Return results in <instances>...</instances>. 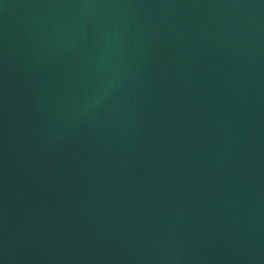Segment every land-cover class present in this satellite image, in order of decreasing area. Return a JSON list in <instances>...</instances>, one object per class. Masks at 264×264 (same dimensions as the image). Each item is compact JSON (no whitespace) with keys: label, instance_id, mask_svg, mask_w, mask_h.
I'll return each mask as SVG.
<instances>
[{"label":"water","instance_id":"95a60500","mask_svg":"<svg viewBox=\"0 0 264 264\" xmlns=\"http://www.w3.org/2000/svg\"><path fill=\"white\" fill-rule=\"evenodd\" d=\"M0 264H264V0H0Z\"/></svg>","mask_w":264,"mask_h":264}]
</instances>
